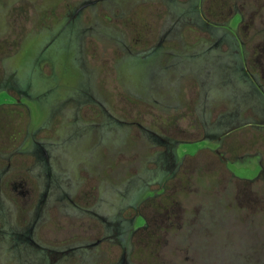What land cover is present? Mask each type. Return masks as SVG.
<instances>
[{
    "label": "rangeland",
    "instance_id": "1",
    "mask_svg": "<svg viewBox=\"0 0 264 264\" xmlns=\"http://www.w3.org/2000/svg\"><path fill=\"white\" fill-rule=\"evenodd\" d=\"M0 174V264H264V0H0Z\"/></svg>",
    "mask_w": 264,
    "mask_h": 264
},
{
    "label": "trees",
    "instance_id": "2",
    "mask_svg": "<svg viewBox=\"0 0 264 264\" xmlns=\"http://www.w3.org/2000/svg\"><path fill=\"white\" fill-rule=\"evenodd\" d=\"M155 195H157L156 192L155 193H150L149 197H152V196H155ZM237 200H238L237 198H232V199L229 198L228 207L234 208V210H237V211H240V212H246L247 213L248 210L251 209V210H255V211L259 212V214H264V202H262V204H260V202H259L261 200L260 198H258V197L255 198L254 197L253 199H251V197H249L247 195H244V196H242V200L243 201L242 200L237 201ZM169 206H171L172 208L163 210L164 211V213L162 215L163 216L162 217L163 222L166 224V226H168L170 229L172 228L173 230H175V226H177V225L179 226V228L180 227L183 228L187 222L183 219V217H182L183 214H180L182 212H180L179 215H178L173 210L174 209L173 207L175 206V203H173V202L171 204H169ZM251 219H253V218H251ZM263 219L264 218H259V217L257 218L258 221L259 220L262 221ZM184 222H185V224H184ZM138 223L139 224L137 225L136 230L139 229V227H146V225H147L143 218L140 219L138 221ZM162 227H163V230L168 229V228H164V226H162ZM162 243L163 242H161L160 245H159L162 248V250H161L162 252H161V256H160L161 259L160 260H164V258H165L164 251H163V250H165V247L163 248V244ZM181 250H182V248H181ZM162 262L160 261V264H163ZM166 264H168V263H166Z\"/></svg>",
    "mask_w": 264,
    "mask_h": 264
},
{
    "label": "flooded vegetation",
    "instance_id": "3",
    "mask_svg": "<svg viewBox=\"0 0 264 264\" xmlns=\"http://www.w3.org/2000/svg\"><path fill=\"white\" fill-rule=\"evenodd\" d=\"M242 15V14H241ZM243 15H242V17H240V15H239V21L240 22H242L243 21ZM20 93V92H19ZM11 94V93H10ZM11 97H12V102H13V104L14 103H17V101L15 100V96L14 95H12L11 94ZM16 101V102H15ZM139 125V127L140 128H142V126L143 125H141V124H138ZM153 132V131H152ZM153 136H154V138L156 139V144H164V145H166V146H168V143H167V140H165L162 136H160V135H158L157 133H154L153 132ZM34 146H36V147H38L39 148V151H41L42 152V154L44 155V157L47 159L49 156H48V151L45 149V147H43L41 144H39V143H36V142H33L32 143ZM168 148H169V150H168V152H170L171 154H173V152H172V150H171V147H169L168 146ZM41 149V150H40ZM36 153V152H35ZM171 159H173L172 160V163L169 165V168H168V172L170 171V169H171V167L172 166H174V167H176V168H178V164L177 163H174V158H172L171 157ZM174 163V164H173ZM263 171V170H262ZM1 177H2V174H0V180H1ZM147 190H149L148 188H147ZM150 191V190H149ZM22 193V192H21ZM46 194H44V196H45ZM41 202V201H40ZM176 205V204H175ZM174 209V211L179 215V213L180 212H182V213H180V214H183V211H182V208H178V206H174L173 207ZM183 217V216H182ZM144 219V221L146 222V224H147V220L145 219V217L143 218ZM26 238H27V240L29 241L31 238L29 237V236H26Z\"/></svg>",
    "mask_w": 264,
    "mask_h": 264
}]
</instances>
